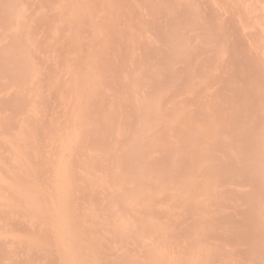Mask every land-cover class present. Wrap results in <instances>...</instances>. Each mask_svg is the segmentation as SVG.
I'll return each mask as SVG.
<instances>
[{
    "label": "rangeland",
    "instance_id": "rangeland-1",
    "mask_svg": "<svg viewBox=\"0 0 264 264\" xmlns=\"http://www.w3.org/2000/svg\"><path fill=\"white\" fill-rule=\"evenodd\" d=\"M0 264H264V0H0Z\"/></svg>",
    "mask_w": 264,
    "mask_h": 264
}]
</instances>
